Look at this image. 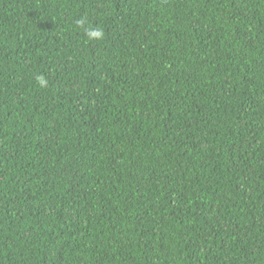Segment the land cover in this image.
Listing matches in <instances>:
<instances>
[{"label": "trees", "instance_id": "obj_1", "mask_svg": "<svg viewBox=\"0 0 264 264\" xmlns=\"http://www.w3.org/2000/svg\"><path fill=\"white\" fill-rule=\"evenodd\" d=\"M0 264H264V0H0Z\"/></svg>", "mask_w": 264, "mask_h": 264}, {"label": "clouds", "instance_id": "obj_2", "mask_svg": "<svg viewBox=\"0 0 264 264\" xmlns=\"http://www.w3.org/2000/svg\"><path fill=\"white\" fill-rule=\"evenodd\" d=\"M88 35L90 38L100 39L102 38L103 33L100 30L92 29L89 31ZM38 81L41 84V86H46L47 84V82L42 77H38Z\"/></svg>", "mask_w": 264, "mask_h": 264}]
</instances>
